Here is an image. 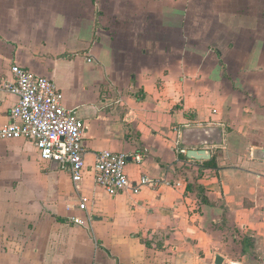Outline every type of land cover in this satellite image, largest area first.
<instances>
[{
    "label": "crops",
    "instance_id": "crops-1",
    "mask_svg": "<svg viewBox=\"0 0 264 264\" xmlns=\"http://www.w3.org/2000/svg\"><path fill=\"white\" fill-rule=\"evenodd\" d=\"M14 65L85 122L86 173L77 191L0 139V264H264V0H0V77ZM16 102L0 91V129ZM105 150L170 186L110 196Z\"/></svg>",
    "mask_w": 264,
    "mask_h": 264
},
{
    "label": "built area",
    "instance_id": "built-area-1",
    "mask_svg": "<svg viewBox=\"0 0 264 264\" xmlns=\"http://www.w3.org/2000/svg\"><path fill=\"white\" fill-rule=\"evenodd\" d=\"M0 91L17 97L9 114L10 122L0 129V139L32 141L41 160L59 165L71 174L78 191L86 173V149L83 145L86 124L75 112L63 106L62 94L54 81L14 65L11 79L0 77ZM133 160L141 164L144 157L137 154ZM128 161L126 154L108 150L100 152L93 168L95 184L112 197L123 193L138 195L146 188L157 190L170 186L166 179L147 175L132 182L126 172ZM78 199L79 210L87 214L88 198L80 194ZM88 221L89 217L72 219L77 226H85Z\"/></svg>",
    "mask_w": 264,
    "mask_h": 264
}]
</instances>
